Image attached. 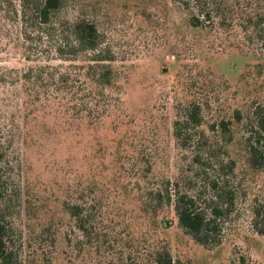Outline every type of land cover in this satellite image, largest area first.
<instances>
[{
  "label": "rangeland",
  "instance_id": "rangeland-1",
  "mask_svg": "<svg viewBox=\"0 0 264 264\" xmlns=\"http://www.w3.org/2000/svg\"><path fill=\"white\" fill-rule=\"evenodd\" d=\"M64 1L62 17L97 23L113 54L120 101L110 118L91 127L72 122L63 103L0 81V129L13 138L8 182L14 188L20 182L23 190L21 209L8 212L22 247L20 264H92L88 256L71 255L66 238L74 233L62 204L80 184L93 183L110 206V264H150L153 248H167L182 264H264V238L252 233L251 217H242L221 246L206 249L173 213L157 219L144 213L143 183L128 174L147 146L157 158L155 180L176 175L171 125L178 103L191 101L194 87L217 94L225 114L264 99V51L241 31L191 30L172 0ZM22 52L15 36L0 44V69L25 67ZM256 182L264 200V171ZM12 205L19 207L16 198ZM161 220L167 228L159 227Z\"/></svg>",
  "mask_w": 264,
  "mask_h": 264
},
{
  "label": "trees",
  "instance_id": "trees-1",
  "mask_svg": "<svg viewBox=\"0 0 264 264\" xmlns=\"http://www.w3.org/2000/svg\"><path fill=\"white\" fill-rule=\"evenodd\" d=\"M64 2L0 0V44L15 36L26 63L1 68L0 81L23 84L37 98L57 100L72 122L95 127L112 116L120 101L114 96L113 54L104 46L95 21L61 16ZM172 2L185 14L191 30L234 36L241 31L252 46L264 51V0ZM192 93L191 101L178 103L171 125L179 157L176 175L155 180L157 158L147 146L140 160L131 164L129 178L143 183L138 187L143 211L155 219L173 213L179 227L206 249L221 246L244 216L251 217L252 233L264 238V200L256 182L264 171V99L247 101L245 109L225 114L217 94H208L201 85ZM10 135L0 129V264H20L23 257L8 219L10 210L21 209L23 193L20 182L16 188L8 182ZM99 188L96 183L80 184L63 202L62 212L74 233L66 238L71 255L75 251L93 259L92 264H110V206L100 198ZM15 198L18 208L11 206ZM168 225L166 220L159 222V227ZM150 254V264H182L167 248H153Z\"/></svg>",
  "mask_w": 264,
  "mask_h": 264
}]
</instances>
